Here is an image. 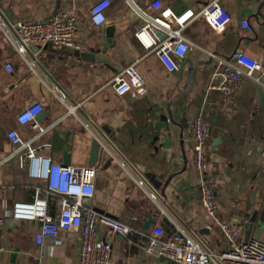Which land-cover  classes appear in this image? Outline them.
Instances as JSON below:
<instances>
[{
    "label": "crops",
    "instance_id": "0c3cea01",
    "mask_svg": "<svg viewBox=\"0 0 264 264\" xmlns=\"http://www.w3.org/2000/svg\"><path fill=\"white\" fill-rule=\"evenodd\" d=\"M151 1L112 0L107 23L96 28L90 21L94 0H0L14 20L0 16V216L15 201L28 200L34 186L45 185L31 180L28 167L22 166V154L15 153L8 138L15 130L25 141L34 139L37 153L55 163L96 168L95 195L87 207L131 228L127 237H106L101 229L112 246L110 264H173L145 252L157 225L167 235L184 232L215 257L227 249L224 234L202 205V177L194 167L189 123L195 114L211 129L205 151L219 218L240 227L247 241L264 239V72L256 80L243 78L234 111L226 109L221 92L213 87L221 81L215 56L228 58L243 47L264 62V0H220L231 14L223 30H213L200 18L193 21L183 32L191 50L173 72L134 35L145 24L141 12H150ZM162 1L180 14L199 12L213 0ZM60 9L78 17L81 51L101 48L104 40V55L117 68L85 61L51 44L34 45L23 55L16 51V22L49 18ZM245 19L251 31L242 27ZM134 57L141 58L138 70L148 93L119 97L111 80ZM30 101L45 108L38 118L44 134L17 121ZM107 131L118 152L104 150L91 164L93 142H105L102 134ZM49 201L50 213L58 216L57 201ZM39 226L29 221L4 225L0 238L6 251L0 264H81L78 233L65 232L64 245L51 249L35 242ZM213 264L220 263L214 259Z\"/></svg>",
    "mask_w": 264,
    "mask_h": 264
},
{
    "label": "built area",
    "instance_id": "2783aa9c",
    "mask_svg": "<svg viewBox=\"0 0 264 264\" xmlns=\"http://www.w3.org/2000/svg\"><path fill=\"white\" fill-rule=\"evenodd\" d=\"M111 5L112 0H94L90 7V21L93 26L99 28L107 23V11ZM149 10L148 13L140 11L146 22L134 31V35L140 46L148 52H154L170 72L179 70V61L191 50L183 32L193 21L200 18L215 31L223 30L231 21V14L220 0H213L199 12L188 9L180 14L174 12L164 1L152 0ZM242 27L252 30L247 19L242 21ZM79 29L78 17L65 9L56 11L49 18L21 20L14 24L15 49L22 55L30 47L40 44L81 50L76 41ZM215 58L219 65L217 75L221 81L213 87L221 92L226 109L234 111L238 106L237 93L243 78L256 80V76L264 72L263 59L243 47L237 48L228 58ZM140 61V57H134L128 66L112 78L111 84L117 96L124 97L130 93L140 97L147 95V80L138 70ZM8 69L10 72L13 70L10 65ZM76 108L78 105L71 108L70 113L75 112ZM44 111L42 103L27 102L18 113L17 121L21 126L30 124L33 130L44 134L46 128L38 123V117ZM189 123L194 167L202 177V205L224 234L228 243L227 249L215 257L200 242L184 232L167 235L157 225L145 252L176 264H213L214 259L220 264H264V239L253 238L247 241L240 227L219 218L215 179L208 174L209 160L205 151L211 129L198 114L193 115ZM8 138L16 147L15 153L22 154V166L28 167L31 180L43 182L45 185L34 186L28 200L15 201L11 211L0 216V229L10 222H38L40 226L35 234V242L51 249L64 245L65 232H75L80 235L78 258L81 264H110L112 246L102 237L101 229L106 237H127L131 228L107 214L87 207L86 202L95 195L96 168L55 163L51 158L37 153L38 150L31 145L34 139L25 141L15 130L8 133ZM2 163L4 162L0 163V187L4 185ZM50 197L58 200V216H53L49 211ZM5 251L6 246L0 238V258Z\"/></svg>",
    "mask_w": 264,
    "mask_h": 264
},
{
    "label": "water",
    "instance_id": "95a60500",
    "mask_svg": "<svg viewBox=\"0 0 264 264\" xmlns=\"http://www.w3.org/2000/svg\"><path fill=\"white\" fill-rule=\"evenodd\" d=\"M56 11L53 14H55ZM4 15L10 20V22L13 23L14 20L12 18V12L0 6V16L4 17ZM109 31H111V29H109L108 32ZM107 50H108V46L106 45L104 40L103 42H101V48H91L89 51H81L77 49L66 48V51L73 53L75 56L80 57L85 61L95 62L97 64H103L109 68L115 69L117 68V66H115L113 62L107 56L104 55L107 53ZM42 116H44L43 113L39 117H42ZM102 135H103L105 142H102V140H99V139H95L93 142L92 152H91V164H96L98 162L104 150H106L109 154H112V151L118 152L117 147L115 146L111 138H109L108 136V131ZM220 142H221L220 140L217 141V143H220ZM166 260L168 261V259ZM172 263L176 264L175 262H172Z\"/></svg>",
    "mask_w": 264,
    "mask_h": 264
},
{
    "label": "trees",
    "instance_id": "16d2710c",
    "mask_svg": "<svg viewBox=\"0 0 264 264\" xmlns=\"http://www.w3.org/2000/svg\"><path fill=\"white\" fill-rule=\"evenodd\" d=\"M55 200V201H57V203H58V200L55 198V197H50V199L49 200ZM50 202V201H49Z\"/></svg>",
    "mask_w": 264,
    "mask_h": 264
}]
</instances>
